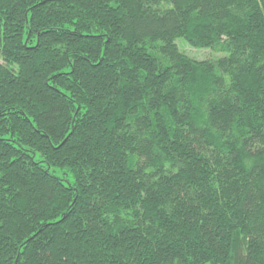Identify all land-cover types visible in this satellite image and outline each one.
<instances>
[{"label": "trees", "instance_id": "16d2710c", "mask_svg": "<svg viewBox=\"0 0 264 264\" xmlns=\"http://www.w3.org/2000/svg\"><path fill=\"white\" fill-rule=\"evenodd\" d=\"M0 264H264V0H0Z\"/></svg>", "mask_w": 264, "mask_h": 264}, {"label": "rangeland", "instance_id": "374dc122", "mask_svg": "<svg viewBox=\"0 0 264 264\" xmlns=\"http://www.w3.org/2000/svg\"><path fill=\"white\" fill-rule=\"evenodd\" d=\"M176 43L181 50L185 51L188 55H190L195 59L217 58L225 55V53L223 52H216V51L213 52L211 48L208 49L192 48L189 45L185 44L186 41L182 38L177 39Z\"/></svg>", "mask_w": 264, "mask_h": 264}, {"label": "snow or ice", "instance_id": "6c2138e0", "mask_svg": "<svg viewBox=\"0 0 264 264\" xmlns=\"http://www.w3.org/2000/svg\"><path fill=\"white\" fill-rule=\"evenodd\" d=\"M149 157L145 154L142 158V162H141V167L142 168H147L148 167V163H149ZM152 175L155 176L156 175V172H155V169H152ZM35 235V233H33V236ZM23 251V249L21 250Z\"/></svg>", "mask_w": 264, "mask_h": 264}]
</instances>
